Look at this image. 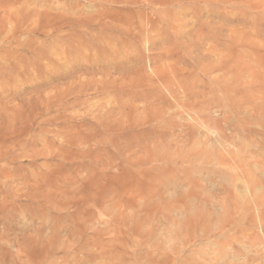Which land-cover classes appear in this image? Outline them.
I'll use <instances>...</instances> for the list:
<instances>
[{
	"label": "rangeland",
	"instance_id": "374dc122",
	"mask_svg": "<svg viewBox=\"0 0 264 264\" xmlns=\"http://www.w3.org/2000/svg\"><path fill=\"white\" fill-rule=\"evenodd\" d=\"M259 59L264 0H0V264H264Z\"/></svg>",
	"mask_w": 264,
	"mask_h": 264
},
{
	"label": "bare ground",
	"instance_id": "6f19581e",
	"mask_svg": "<svg viewBox=\"0 0 264 264\" xmlns=\"http://www.w3.org/2000/svg\"><path fill=\"white\" fill-rule=\"evenodd\" d=\"M158 1H159V0H158ZM163 1H165V0H163ZM161 2H162V1H161ZM163 3H165V2H163ZM98 17H99V16H98ZM101 17H102V16H101ZM71 19H72V18H71ZM76 20H77V19H76ZM90 20L92 21V19H90ZM86 21H87V20H86ZM86 21H85V22H86ZM67 22L69 23V21H67ZM89 22H90V21H89ZM87 24H88V23H87ZM76 25H77V24H76ZM72 26H73V25H72ZM81 26H83V25H81ZM237 39H238V38H237ZM237 41H238V40H237ZM233 42H236V41L233 40ZM251 57H252V56H251ZM259 60H260V61H259ZM259 60H258L259 62H258V61H257V62L260 64V65H259V64H258V65H259V67H260L262 73L258 71V72L261 74V75H260V74H257V72L252 71L253 74H251V76H252L254 79L256 78V80L259 79V80H261V81L264 82V62L261 61V60H263V59H259ZM237 62H239V61L237 60ZM220 63H221V62H220ZM234 65H235V64H234ZM234 65H233V66H234ZM257 67H258V66H257ZM232 68H233V67H232ZM233 69H234V68H233ZM260 69H259V70H260ZM240 70H241V69H240ZM233 73H234V72H233ZM240 75H241V73H240ZM262 75H263V76H262ZM236 78H237V77H236ZM238 78H239V76H238ZM238 78H237V79H238ZM237 81H238V80H237ZM215 83H216V82H215ZM216 84H219V83H216ZM222 84H223V83H222ZM222 84H221V85H222ZM155 115H156V114H155Z\"/></svg>",
	"mask_w": 264,
	"mask_h": 264
}]
</instances>
